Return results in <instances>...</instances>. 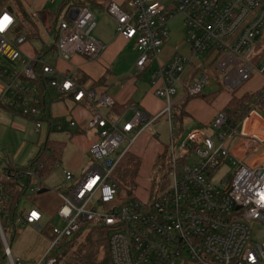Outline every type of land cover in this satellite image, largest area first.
Returning <instances> with one entry per match:
<instances>
[{
  "label": "built area",
  "instance_id": "2783aa9c",
  "mask_svg": "<svg viewBox=\"0 0 264 264\" xmlns=\"http://www.w3.org/2000/svg\"><path fill=\"white\" fill-rule=\"evenodd\" d=\"M105 9L115 21L116 34L134 42L135 68L143 71L147 64L155 65L154 95L164 100L161 115L168 121L176 103L175 86L181 87L180 98L197 97L214 72L220 73L217 83L227 92L242 86L253 73L264 79V52L258 66L249 60L255 44L264 41V0H176L172 6L160 0H127L124 7L107 2ZM176 15L183 18L182 37L189 52L161 65L166 24ZM16 23L14 11L2 6L0 57L6 63L17 62L18 69L0 65V103L30 118L36 133L46 127L49 140V135L73 128L75 122L44 119L41 92L50 88L71 94L75 102L86 98L91 103L94 92L38 59L20 58L25 37L14 36ZM92 28L87 8L68 10L56 27L58 58L69 62L79 55L95 60L104 47L90 35ZM254 94L255 101L236 121H229L224 112L217 114L211 126L219 132L215 140L201 130H192L181 143L171 140L167 186L153 195L147 189V198L127 196L124 191L129 188L122 191L115 173L155 119L134 111L121 120L93 107L84 125L96 132L87 150L91 164L79 178L64 170L63 190L39 193L44 189L41 167L3 168L0 216L8 215L13 202L5 185L22 184L25 196L17 204L11 233L5 232L0 219V264H21L10 252L11 234L20 232L18 224L39 231L41 237L46 230L53 236L33 264L66 263L58 251L62 241L91 226L108 230L110 264H264V246L251 242L248 228L252 221L264 226V139L257 134L260 123L255 119L256 111L264 115V85ZM96 104L110 108L114 102L101 95ZM223 170L227 172L221 176ZM44 217H57L63 226L43 227Z\"/></svg>",
  "mask_w": 264,
  "mask_h": 264
},
{
  "label": "crops",
  "instance_id": "0c3cea01",
  "mask_svg": "<svg viewBox=\"0 0 264 264\" xmlns=\"http://www.w3.org/2000/svg\"><path fill=\"white\" fill-rule=\"evenodd\" d=\"M13 0H6L3 2L0 0V8L2 6H6L14 11V6L16 4L12 3ZM22 8L25 10L26 14L29 15L31 13H36L37 17L32 18L30 20L34 22L36 37L31 39H26L24 35H17L15 33V28L13 30L14 36H24L25 43L20 47V58H29V59H38L41 63L48 64L54 67L58 72L66 74L70 76V78L77 83L84 90H91L94 92V100L93 102H89L86 98L82 99L80 102H75L71 94L58 93L54 90L48 88L44 90V93L41 92V107H46L48 117L53 121H73L75 122V126L73 128L65 127L62 135H70L71 140H74L72 147H70V153L66 158L65 163H63V156L65 154V147L63 149V153L61 156V160L58 168L64 165L61 169V174L63 176L64 170H69L74 178H79L81 175L89 168L91 161L88 157L87 150L92 142L96 140V132L92 131L90 140H86L85 133V122L89 119L91 110L93 107L103 116H110L112 118L118 119H126L129 117L134 111H140L143 113L148 119H155L157 121L160 118H164L169 131V144L171 140H174L176 143H181L186 136L192 130H200V129H192L187 134H182V122L185 118L191 117L187 107L191 103L192 100H184L183 98H178L174 105L182 106L183 111L186 113V116L183 117L180 121L176 120L177 125L176 128L172 126V119H174V111L173 108L171 110L172 118L168 121L167 116L161 115L163 110L164 100L160 101L153 93V89L157 85L153 84L152 74L155 68L151 65H146L143 71H138L135 68V62L137 60V55L134 51V42L127 41L121 36H118L115 32L116 24L115 21L107 14L105 9V4L107 2H113L119 4L121 6H125L127 0H76V5L58 8L57 12L51 13L45 11L44 9L52 3L53 0H19ZM161 2H165V0H160ZM85 7L89 10V12L93 16V28L91 30L90 35L97 41H99L104 49L98 55L95 60H88L82 56L74 55L71 57L69 62H64L58 58L55 52V32L56 27L59 22L65 18L68 10ZM64 14L61 18L62 12ZM15 13V12H14ZM174 48L170 49L167 45V38L162 46L160 62L171 60L174 56L180 54H184V41L182 38H173ZM32 41L40 42L41 46L38 49H34L30 47V43ZM126 52L134 53L132 60L127 58ZM49 53H54V58L51 62H43V57ZM170 56V57H169ZM2 60V58L0 57ZM1 66H14V63H6L4 60L1 61ZM18 65V63H17ZM145 72H150L149 83L150 86L141 89L139 91V87H137L138 79H140ZM260 76V75H259ZM261 77V76H260ZM264 84V79L261 77ZM1 82V80H0ZM2 84V82H1ZM0 84V87L2 85ZM159 86V85H158ZM263 86V85H262ZM261 86V87H262ZM139 91V95H137ZM253 93V92H248ZM106 95L110 97L114 104L121 108V113L114 114L111 112L112 107H106V111H104L105 115L99 111L100 106L96 104V100L101 96ZM222 96L219 100L218 109L212 112V115L209 117L208 121L210 127L212 123L222 109L226 105L227 101L231 96H229L226 92H222ZM242 96V95H241ZM217 97V98H219ZM240 97V96H236ZM217 98L214 100L217 101ZM160 99V98H159ZM93 105V106H92ZM104 107V106H103ZM174 107V106H173ZM162 108V109H161ZM42 111V110H41ZM43 114V113H42ZM2 115V116H1ZM0 116L1 119L4 120V117H7L11 121L13 125V117H18L21 120H28L33 123L30 118L24 117L19 114L16 110L6 106L5 104L0 103ZM43 114V118H44ZM68 118V119H64ZM45 119V118H44ZM258 123H260V130L257 132L264 139V117H260L256 114L255 118ZM207 120V118H205ZM153 122V123H154ZM152 123V125H153ZM34 125V123H33ZM151 125V126H152ZM150 126V127H151ZM150 127L147 129L146 133H144L139 141L136 143L135 147L131 151L132 154H129L128 159L130 157L133 159V167L131 171L132 184H136L140 179H143V176L146 177L147 183L154 182L155 176L151 178L152 173L154 171L155 164L158 159L163 158L164 155V163L159 164V166L163 169V172L159 179H157V187L154 189L156 191H160L159 187L161 186V178L165 177V186H167L166 179V170H167V160H168V145L160 146L156 144L154 136L150 132ZM73 129L74 133L67 132L66 130ZM47 130V129H46ZM10 131V130H9ZM202 131V130H201ZM5 132H8L6 129ZM48 134V132H47ZM171 134L173 136H171ZM47 138V137H46ZM49 140H52V136L49 135ZM70 140V141H71ZM42 144V143H41ZM40 144V145H41ZM38 152V151H37ZM5 157V156H4ZM88 158L87 164L83 167L82 161L85 158ZM6 165L13 164L11 161L5 162ZM3 168L1 170V173ZM53 171V170H52ZM76 171H78L76 173ZM45 178V177H44ZM43 178V179H44ZM63 182L65 186L63 188H54L53 190H63L66 187V182ZM144 188H148L147 185ZM163 188V189H164ZM162 189V190H163ZM47 190V189H46ZM153 190V191H154ZM143 191V189H142ZM153 191L151 194L153 195ZM141 198H147V193L143 191V194L138 195Z\"/></svg>",
  "mask_w": 264,
  "mask_h": 264
},
{
  "label": "rangeland",
  "instance_id": "374dc122",
  "mask_svg": "<svg viewBox=\"0 0 264 264\" xmlns=\"http://www.w3.org/2000/svg\"><path fill=\"white\" fill-rule=\"evenodd\" d=\"M176 0H165V6H172V4ZM64 2V0H53L52 3H49V5L44 9L45 11L56 13L60 5ZM14 10L17 11L16 7L14 6ZM64 14V11L62 12L61 18ZM167 32V45L170 49L174 48V42L173 38H182L183 33V18L180 15H176L170 20H168L166 24ZM261 38H264V29L261 32ZM30 47L34 49L40 48L41 44L40 42L32 41L29 45ZM184 54H178L179 57H185L187 56L189 49L184 43ZM134 51L137 55V52ZM264 52V41L261 40L255 44V47L253 51L251 52L249 56V60H251L252 64L254 66L259 65V56L262 55ZM127 58L129 60H132L134 53L132 52H126ZM170 57V56H169ZM54 58V53H49L43 57V62H51ZM2 60L0 59V64ZM169 61V60H168ZM161 61V65L168 62ZM155 68V65L152 64ZM212 67V66H211ZM6 68V67H5ZM13 68L18 69L17 62L14 63ZM145 75H143L140 79H138L137 87H139V91L141 92V89L150 86L149 83V77L150 72H145ZM220 77V73L214 72L213 73V79L209 80V85L202 91L200 97L193 98L194 100L191 101V103L188 105L187 109L191 115V117H187L182 122V134H187L192 129H200L206 134L207 136L211 137L215 140V138L218 136V131H212L210 124L208 121L209 117L212 115V112L218 109L219 100L222 96V92H226L229 96H241L248 92H257L262 89L263 80L257 73H253L251 75V78L245 82L242 86L238 87L237 89L227 92L224 91L221 86L217 83V80ZM1 84V82H0ZM262 86V87H261ZM155 88L153 89L154 93ZM139 91L137 95H139ZM176 93L173 96V101L177 100L181 97V87L175 86ZM221 96V97H219ZM219 97V98H217ZM157 98V97H156ZM217 98V101L214 100ZM225 98V97H223ZM158 100L162 101L158 98ZM164 106V105H163ZM99 107V106H98ZM162 109V108H161ZM99 111L101 113H105L106 107L100 106ZM260 117H264V115L256 111L255 112ZM105 115V114H104ZM2 116V115H1ZM0 116V174L2 168L5 167L8 160L11 161L16 166H27L28 162L36 155L37 151L39 150L40 144L43 143L46 140L47 137V130L46 127H42L39 133H36L34 129V125L32 122L28 120H21L18 117H13V125L11 124V121L6 120L7 117H4L5 119L2 120ZM207 118V120H205ZM68 119V118H64ZM172 126L173 128H176L177 122L176 119H172ZM6 129H8V132H5ZM10 130V131H9ZM67 132L74 133L75 130L70 129L66 130ZM150 132L155 138L156 144L160 146H166L169 144V131L168 126L165 121V119L162 117L155 121L153 125L150 127ZM86 133V140H90L92 131L87 130L85 128ZM52 136V140L59 141L60 143H64L65 147V154L63 156V163H65L66 158L68 157L70 153V147H72V144L74 140H71L70 135H62L61 133H55L50 135ZM71 140V141H70ZM123 147V146H122ZM121 147V148H122ZM68 153V155H67ZM131 153V152H130ZM132 154V153H131ZM5 156V157H4ZM128 156L121 162L119 169L115 173V178L120 181L121 189L124 191L126 188H129V191H124L127 196H132L134 193L135 195L143 194V191H146L147 189H150L152 192L157 187V179L160 178L163 169L159 166L160 163H164V160L158 159L157 163L155 164L154 171L152 173L151 178L155 176L156 181L147 183V179L145 176H143V179H140L137 182V189L136 184H132V177H131V171L133 170V163L130 164ZM65 160V161H64ZM88 158L86 157L82 161V166H85L87 164ZM64 165H62L60 168L56 167L51 171L49 174L45 176V178L41 182V187L44 189H47L49 191L53 190L54 188H63L65 186V183L63 182V176L61 174V169ZM78 171H76L77 173ZM227 172V170H223L220 175L223 176ZM161 180V179H160ZM148 188H144V187ZM164 188V187H163ZM162 186L159 187L160 190L163 189ZM143 189V191H142ZM46 223H52L53 225L58 226L61 228L63 226L62 222L57 218L49 219L47 217H44L42 221V226L44 227V224ZM42 227V228H43ZM17 229L20 230V232H17L14 234V236L10 239V252L11 255L14 258H19L21 264H33L35 261H37L42 254L44 253L48 241H50L53 236L49 230H46L45 233H43V237L40 236L39 231H34L29 227H22L20 224L17 225ZM95 228L93 226L89 227V229ZM248 228L250 231V239L251 242L254 244H258L260 246H264V226L261 225L258 222L252 221L248 223ZM66 263L61 264H67L68 261L65 259Z\"/></svg>",
  "mask_w": 264,
  "mask_h": 264
},
{
  "label": "trees",
  "instance_id": "16d2710c",
  "mask_svg": "<svg viewBox=\"0 0 264 264\" xmlns=\"http://www.w3.org/2000/svg\"><path fill=\"white\" fill-rule=\"evenodd\" d=\"M5 2L6 0H2ZM12 3L16 4L17 11L14 10L17 19V25L15 28V33L17 35H24L26 39H31L36 37V31L34 22L30 20L29 15L26 14L25 10L22 8L19 0H13ZM76 0H64L61 4V8L70 7L76 5ZM197 97H200L197 96ZM195 97L186 96L184 100H190ZM254 93H245L240 97L231 96L227 101L226 105L222 109L227 116L229 121H236L241 118L249 106L255 101ZM42 113L45 115L44 118L49 120L46 107H41ZM121 108L117 107L115 104L111 108V112L114 114L121 113ZM174 119L180 121L186 116L183 111L182 106L174 105ZM40 149L36 155L28 162L27 166L30 168L41 167L39 169L40 178H44L49 174L54 168L59 165L61 156L64 149V143L54 140H46L40 145ZM161 160H164V155ZM130 164L133 163V159L130 157ZM161 164V163H160ZM17 168L23 170L26 167L8 164L5 169L10 170ZM28 183V181H27ZM165 177L161 178L162 188L165 186ZM22 184L18 182H12L4 186V192L13 199L12 204L8 207V215L6 217H1V223L3 229L7 233H11L14 227V220L17 212V204L21 197L25 196V187H21ZM155 190L153 191V193ZM13 237V233L11 234ZM60 256L64 257L69 264H110V255L108 248V230L105 227H95L88 229L87 231L79 232L74 236L64 239L58 249Z\"/></svg>",
  "mask_w": 264,
  "mask_h": 264
},
{
  "label": "water",
  "instance_id": "95a60500",
  "mask_svg": "<svg viewBox=\"0 0 264 264\" xmlns=\"http://www.w3.org/2000/svg\"><path fill=\"white\" fill-rule=\"evenodd\" d=\"M46 191V189H43V190H41L39 193H44Z\"/></svg>",
  "mask_w": 264,
  "mask_h": 264
}]
</instances>
